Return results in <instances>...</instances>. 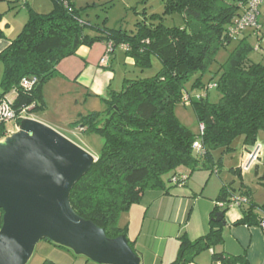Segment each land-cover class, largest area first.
Here are the masks:
<instances>
[{"label": "trees", "instance_id": "trees-1", "mask_svg": "<svg viewBox=\"0 0 264 264\" xmlns=\"http://www.w3.org/2000/svg\"><path fill=\"white\" fill-rule=\"evenodd\" d=\"M248 1L165 0L162 15L152 14L137 22L135 31L129 34L91 25L68 0H52L49 13L30 11L21 30L0 52V97L16 90L12 104L16 112L24 106L33 105L32 112L43 107V83L56 73L62 59L75 55L81 46L105 42L112 52L119 45L140 69L150 66L152 57L159 60L161 68L154 76L124 79L119 91L107 94L103 111L89 112L71 123L83 127L84 133L99 135L102 145L96 161L71 188L69 202L78 216L103 228L107 237L126 235L127 226H118V218L138 204L146 191L168 194L165 175H170L173 186L184 185L195 170L213 172L220 164V157L214 159V150L221 154L233 150L232 143L239 137L250 147L264 131V65L249 57L254 50H264L262 43L253 45L249 41L252 34L256 42L264 38V25L258 21L260 29L251 28L250 34L241 37L232 38L228 32ZM173 14L181 16L182 24L164 25V16ZM87 29L96 34L89 35ZM233 40L234 46L214 72L215 81H211L213 75L204 82L202 77L216 61L217 53ZM22 78H35L30 90L19 86ZM189 80L192 84L187 90ZM212 82L220 93L217 102L207 97ZM185 95L197 124L203 126L201 134H194L174 113L175 104L184 102ZM6 130V124H0V138ZM197 140L204 149L202 154L192 147ZM232 195L223 184L215 199L222 205L216 203L211 211L208 232L193 240L183 232L171 264L194 262L200 253L222 243L221 223L213 218L221 207L231 204ZM247 203V207L241 205L242 217L235 224L259 226L264 217ZM1 216L0 210V226ZM128 244L137 254L134 241L128 239ZM211 264H247V259L244 254L213 252Z\"/></svg>", "mask_w": 264, "mask_h": 264}, {"label": "water", "instance_id": "water-1", "mask_svg": "<svg viewBox=\"0 0 264 264\" xmlns=\"http://www.w3.org/2000/svg\"><path fill=\"white\" fill-rule=\"evenodd\" d=\"M95 161L73 140L33 118H22L0 138V264H26L44 239L97 264H141L126 235L107 237L70 205L71 188ZM225 209L215 213V222L226 224Z\"/></svg>", "mask_w": 264, "mask_h": 264}, {"label": "crops", "instance_id": "crops-1", "mask_svg": "<svg viewBox=\"0 0 264 264\" xmlns=\"http://www.w3.org/2000/svg\"><path fill=\"white\" fill-rule=\"evenodd\" d=\"M263 17L264 11L261 12L259 10L258 19L261 25H264ZM13 21L16 20L4 17L1 19L0 28L3 30L5 37L0 38V52L9 45L11 39L21 30L20 26L23 22V16L16 24ZM250 32V29H247L239 37L250 34ZM252 35L250 38H254L256 41V38ZM254 35L257 36L258 34L255 33ZM263 40L264 38L260 39L259 42L254 41V44H261ZM107 47L108 45L105 42L92 47L81 46L75 55L68 56L58 63L56 72L78 85L85 86L97 95L108 94L111 90L119 91L122 88L123 80L132 78H126L124 73L122 79H120V81L122 80L120 87V81H118V84L116 83L119 89H115L112 86L111 80L114 81L115 72L113 73L110 70H113L112 58H115V50L110 53L103 64H100V60L103 57L101 54L104 55ZM122 49L124 51L123 47ZM125 61L130 65L132 63L130 58H126ZM106 64L109 66L103 67ZM1 67L2 63L0 62V70ZM101 68L109 69V71ZM31 113V118L59 131L58 128L61 125L52 123L40 112L37 114ZM6 129L8 131L11 130L8 127ZM15 129L13 125L12 131ZM259 139L258 133L256 143L261 145V158L246 172H241L240 164L248 147L243 145L241 141L240 153L237 154L234 159V165L229 167L226 174L229 181L225 182L220 178V169L219 166H216L217 168L215 167L213 172L220 179L214 178L211 171H209V176H204V179L200 181L195 179L196 176L189 180L192 176L191 174L184 185L170 189L168 194L155 190L146 191L143 194L141 201L128 210V219L124 225L127 226L126 237L134 241V248L140 257L141 264H171L177 255L178 237L181 232H185L191 240L207 233L210 213L217 203L215 199L223 184L229 188L233 194L232 196L245 195L248 201L255 206L254 212L259 217H264V201L259 203L260 201L255 199V195H252L246 181L247 176H250V174L261 175L263 173L264 175V143L261 144ZM180 171L182 173L186 172V170ZM217 205L220 206V203H217ZM247 205L248 203L244 204V207H247ZM241 208V206L235 204H230L226 207L224 213L226 224H221L222 243L200 253L194 262L188 264H211L213 252H223L228 255L244 254L247 264H264V230L258 225L235 224L242 217ZM133 211L137 214L136 217L131 216V214L129 216V213ZM132 219L134 222H139V230L137 232L132 229V224H130ZM183 223H185L184 227Z\"/></svg>", "mask_w": 264, "mask_h": 264}, {"label": "rangeland", "instance_id": "rangeland-1", "mask_svg": "<svg viewBox=\"0 0 264 264\" xmlns=\"http://www.w3.org/2000/svg\"><path fill=\"white\" fill-rule=\"evenodd\" d=\"M74 8H76L81 18L84 21L89 22L91 25L97 27H105L108 29H117L121 31H125L126 33H133L136 29V23L141 22L143 20H147L152 14L162 15L164 10V1L165 0H68ZM53 9L52 0H0V14H2V18H10L15 19L13 21L14 24L20 20L23 16V22L21 24V28L24 23L27 21L29 17V12H37V13H49ZM261 12L264 11V3L259 8ZM259 18V17H258ZM264 19V17H263ZM259 21V19H258ZM262 21V20H261ZM163 24L166 26H179L182 24V18L180 15H166L163 19ZM20 28V29H21ZM251 29V28H249ZM86 32L89 35H94L95 30L87 29ZM100 33V32H98ZM252 44H254L255 39L250 38L249 40ZM256 42V41H255ZM101 44L103 42H94L92 47L96 44ZM235 41L228 46L227 49H220L217 53L216 61L212 63L209 67V71L204 73L202 79L204 82H208L211 77L214 75L215 70L218 67L219 63H222L226 57L228 56V52L234 46ZM255 45V44H254ZM88 47V46H86ZM262 47L264 49V40L262 41ZM115 50V58L113 60V73L115 72V79L112 81V86L115 89L118 86V81L122 79L124 73L126 74V78H146L154 76L161 68V64L156 57L151 58V65L140 69L137 68L133 61L128 64L125 61L128 58L125 55L121 46H116ZM105 53V51H104ZM264 50L261 52L252 51L249 57L253 61H261L264 65ZM103 56V54H101ZM129 59V58H128ZM109 63V62H108ZM109 65L106 64L108 67ZM135 66V67H134ZM102 67V65H101ZM100 68V67H99ZM133 68V69H132ZM102 70L105 68H101ZM100 69V70H101ZM109 71V69H105ZM3 72V66L0 70V81ZM211 81H215V77L213 76ZM122 81V80H121ZM119 82V87L120 83ZM214 83V82H212ZM192 80H189L185 84V89L189 90L191 88ZM42 98H43V107L36 109L34 113H41L46 116V118L52 123H57L60 128L59 132L64 134L69 139L73 140L79 146L90 152L96 157L99 153L102 145L101 137L95 133H84L79 131V127H73L71 123L76 121L81 115H85L89 112L96 111L101 112L106 107L107 94H94L92 90L87 89L85 86L78 85L74 83V81H70L63 77L59 73H54L51 77H49L42 85ZM198 92L205 94L203 90H197ZM1 92V86H0ZM109 93V92H108ZM207 97L210 102H217L220 98V93L216 90L215 87H209L207 91ZM39 111V112H38ZM174 113L177 118L184 124L188 129H190L194 134H198V124L193 112V109L190 103L185 102H177L174 106ZM32 116V113H30ZM38 116V115H35ZM13 122H8L6 127H8L10 132L13 130ZM259 140L261 144L264 142V131L259 132ZM232 146L235 148L227 153L221 154L219 150H214L213 156L214 159L217 160L220 157V164L215 166H219L220 169V178L222 180L229 181V178L226 176L229 167L234 165L235 157L238 153H240L241 146V138H236ZM263 163V162H262ZM212 176L214 178H219V176L212 172ZM209 176V171L206 169L196 170L192 173V176L189 180H191L194 176L195 179L203 180L204 176ZM169 174L164 176V180H166V185L170 187V189L176 188L173 186V183L169 181ZM211 176V175H210ZM219 178V179H220ZM247 185L249 190L252 192V195H255V199L259 200V203L264 201V175H255L250 174L247 176ZM202 184V183H201ZM178 187V186H177ZM128 212L121 213L118 218V226L124 227ZM137 216V214L133 211L129 213V216ZM187 221V220H185ZM132 229H135V232L139 230V222H134L131 220ZM169 225H173L168 223ZM183 223V227H184ZM180 226V225H179ZM183 232H181L182 234ZM180 234V235H181ZM46 240L38 241L33 249V252L28 259L26 264H43L46 261L51 262L52 264H97L81 255H75L71 250H67L62 247H57L54 245H50V243ZM179 242V239H178ZM54 261V262H52Z\"/></svg>", "mask_w": 264, "mask_h": 264}, {"label": "built area", "instance_id": "built-area-1", "mask_svg": "<svg viewBox=\"0 0 264 264\" xmlns=\"http://www.w3.org/2000/svg\"><path fill=\"white\" fill-rule=\"evenodd\" d=\"M264 3V0H249L248 3L243 8L241 15L236 19L234 24L229 28V36L235 38L240 35L246 29L256 28L260 29L258 24V15L259 8ZM111 53V46L108 45L103 57L100 60V64H103L109 57ZM35 78H22L19 86L25 90H30L35 84ZM216 84L211 83L208 84L209 87H215ZM16 90H12L10 93L5 94L0 97V124H7L8 122H13L15 128L18 126V120L20 121L22 118H31V110L33 105L24 106L20 109L19 112H16L13 108V96L15 95ZM198 97V96H196ZM184 102L189 103L188 96H184ZM203 126L202 124L198 125L199 133H202ZM83 127H79V131H83ZM9 131L6 130L5 135L8 134ZM4 135V136H5ZM193 149L198 153H203L204 149L200 143V141H195L192 145ZM261 145L254 143V145L248 147L246 152L244 153V159L240 164L241 172L248 171L253 164H255L261 158ZM182 178V177H181ZM175 177L173 180L175 181ZM247 197L243 195L232 196L231 204H235L241 206L247 203ZM222 205V204H220ZM230 205V204H229ZM259 227L264 230V218L260 221Z\"/></svg>", "mask_w": 264, "mask_h": 264}]
</instances>
